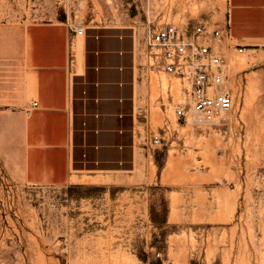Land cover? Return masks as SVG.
<instances>
[{
	"label": "rangeland",
	"instance_id": "rangeland-1",
	"mask_svg": "<svg viewBox=\"0 0 264 264\" xmlns=\"http://www.w3.org/2000/svg\"><path fill=\"white\" fill-rule=\"evenodd\" d=\"M226 13L227 0H0V30L68 19L218 27ZM218 43L235 97L220 122H178L177 80L152 74L163 141L151 181L37 187L10 179L0 158V264H264V50Z\"/></svg>",
	"mask_w": 264,
	"mask_h": 264
},
{
	"label": "crops",
	"instance_id": "crops-1",
	"mask_svg": "<svg viewBox=\"0 0 264 264\" xmlns=\"http://www.w3.org/2000/svg\"><path fill=\"white\" fill-rule=\"evenodd\" d=\"M68 20L0 30V158L37 187L122 185L157 171L146 30L135 21ZM236 48L264 50V0H227ZM100 181V182H97ZM102 182V183H101Z\"/></svg>",
	"mask_w": 264,
	"mask_h": 264
},
{
	"label": "built area",
	"instance_id": "built-area-1",
	"mask_svg": "<svg viewBox=\"0 0 264 264\" xmlns=\"http://www.w3.org/2000/svg\"><path fill=\"white\" fill-rule=\"evenodd\" d=\"M70 29L75 34H84L87 28L71 24ZM229 37V31L203 21L185 26L158 24L146 31L149 70L177 80L176 87H170L168 94L171 101L179 96L175 104L178 122L216 123L233 111L231 75L218 43ZM162 141V136L154 137L155 144L160 145Z\"/></svg>",
	"mask_w": 264,
	"mask_h": 264
}]
</instances>
